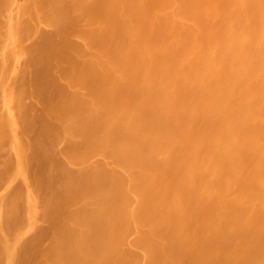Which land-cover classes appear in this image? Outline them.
Instances as JSON below:
<instances>
[{
  "label": "bare ground",
  "instance_id": "bare-ground-1",
  "mask_svg": "<svg viewBox=\"0 0 264 264\" xmlns=\"http://www.w3.org/2000/svg\"><path fill=\"white\" fill-rule=\"evenodd\" d=\"M22 34L37 39L32 56ZM54 47L65 94L47 106L50 82L32 76L50 93L35 118L51 122L24 143L17 119L31 134L32 114L6 73L43 66ZM31 146L46 164L37 196ZM1 152L14 169L0 188V264L18 249L23 264H264V0H0ZM42 219L52 235L35 251Z\"/></svg>",
  "mask_w": 264,
  "mask_h": 264
},
{
  "label": "rangeland",
  "instance_id": "rangeland-1",
  "mask_svg": "<svg viewBox=\"0 0 264 264\" xmlns=\"http://www.w3.org/2000/svg\"><path fill=\"white\" fill-rule=\"evenodd\" d=\"M29 27V26H28ZM26 28H27V26H26ZM31 28V27H30ZM28 31L30 30V29H27ZM46 34H48L49 35V33L48 32H45L44 34L42 33V35L43 36H45V37H48L49 38V36L51 35H46ZM22 35H24V36H22ZM22 35H20V36H22V37H24V38H19L22 42H24L27 38H28V40H26L23 44H24V46L25 47H27L28 48V55L30 56H32V50H34L36 47V40L37 39H34V41L31 39V38H29L30 36H29V34H22ZM31 35V34H30ZM32 36V35H31ZM53 36H54V34H53ZM56 36V35H55ZM26 37V38H25ZM36 38H37V36H36ZM48 38H46V40L48 39ZM55 37H53V40L52 41H54L55 43H57L56 42V38L54 39ZM50 40V39H49ZM48 40V41H49ZM42 41H43V38H42ZM51 41V40H50ZM19 42V41H18ZM32 42V43H31ZM34 42V43H33ZM20 43V42H19ZM33 44V45H32ZM39 44V43H38ZM35 45V46H34ZM60 46V45H59ZM33 47V48H32ZM35 47V48H34ZM51 47V46H50ZM61 47V46H60ZM52 48V47H51ZM54 48H57L58 49V47H54ZM61 49V50H60ZM51 50H53V48L51 49ZM35 51V50H34ZM57 51H59L60 53H65V50L63 49L62 50V48H59L58 50H56L55 49V51H51L52 52V55L50 56V57H52V59H49V60H47L48 61V63H47V61H45L44 62V65L42 66V65H40V64H36V63H29V69H28V71L27 72H24V73H22L21 72V69H20V65L22 64V62H19V63H17L16 64V66H15V74H13V75H10L7 71V75L9 76V77H7V79H6V82H7V84L9 85V82H10V84H11V86L9 85V87H13L14 88V83L16 84L15 85V87H20L21 89H23V92L25 93H23L22 92V95L24 94L25 96H23V98L25 99H23V101L24 102H22V104L23 103H26L23 107H28L29 106V104H32V106L30 107H28V109L26 110V108H24V110H26V111H24L23 110V112L27 115V120H30L29 122L30 123H32L33 125L32 126H35L36 128H37V125H39V123H41V124H46V125H48L49 124V121L51 122V120H50V117H48V119H49V121L48 120H46L48 123H46V121H43V120H40V118L41 119H44L45 118V116H43V118L42 117H40L39 116V121L40 122H38V118L36 119L35 118V116H36V114L37 115H39V114H43L44 113V110H45V112H46V110H48V109H46L47 108V106H49V107H55L54 106V103H58L59 101L58 100H60V97L63 95V94H65V93H63V92H65V89H63V88H61L62 87V84L55 78V75H54V73L53 72H51V71H53V69H55V63L54 64H52L53 63V61L54 62H59L60 61V59H61V56L59 55V52H57ZM53 52H56L57 53V56L55 55L56 53H54L53 54ZM30 53H32V54H30ZM63 54H61L62 56H63ZM26 57H27V55H26ZM26 59H30V57H27ZM54 59V60H53ZM50 60H52V62L50 61ZM59 60V61H58ZM29 61H27L26 63H28ZM63 62H66V61H63ZM62 62V63H63ZM34 64V65H33ZM45 64H47V65H45ZM63 64H65V63H63ZM36 65V66H35ZM54 65V66H53ZM41 66V68H39ZM48 66V67H47ZM49 66H53L54 68H52V69H50V67ZM8 68L10 67L9 65L7 66ZM38 70V71H41V72H36L35 70V68ZM43 67H45V69L43 68ZM43 68V70H41ZM46 68H48V69H46ZM32 69V70H31ZM34 69V70H33ZM48 70H50V72L48 73V72H46V71H48ZM59 70H62V68L61 69H59ZM19 71V72H18ZM10 72V71H9ZM34 72V73H33ZM31 73V74H30ZM33 73V74H32ZM36 73H41V75L40 76H42V77H40V76H38L37 75V77L38 78H40L39 80H36V81H39V83L41 84L42 83V86L45 84V85H48V83H49V89H47V90H49L50 91V93H52L51 95L52 96H54V97H50L51 99L49 100V98H48V101H47V97L44 99L45 100V103L46 104H48V102H49V104H52V105H47L46 106V104H44V102H43V98L45 97V96H48L50 93H48L46 90V93H44L43 94V92H45V91H43V89H40V88H36V87H39V86H36L35 84H36V82H32V80H33V77L32 76H34L35 77V75L34 74H36ZM20 74H23V76H21V80H19L17 77H20ZM48 74H50L51 75V78H50V76H48ZM6 75V76H7ZM5 76V77H6ZM24 76L26 77L25 78V80L23 79L24 78ZM28 76V77H27ZM17 78V80H14V82H13V79H16ZM32 78V79H31ZM42 78H45L46 80H42ZM28 79V80H27ZM35 79H37L36 77H35ZM53 79V80H52ZM56 79V80H55ZM12 80V81H11ZM19 80V81H18ZM51 80H52V82H51ZM17 81V82H16ZM28 81V82H27ZM31 81V82H30ZM35 81V80H34ZM43 81H45V82H47V83H44ZM27 82V83H26ZM59 82V83H58ZM23 83L26 85V86H24L23 85ZM33 84V85H32ZM39 85V84H38ZM41 86V87H42ZM47 86V87H48ZM44 87V86H43ZM25 89L27 90V91H25ZM33 89H40V91L42 90V92L41 93H39L38 92V90H35V91H37V93L33 90ZM44 89H46V87H44ZM53 90V91H52ZM58 90H59V92H58ZM64 90V91H63ZM60 91H63V92H60ZM28 92H30V94L28 93ZM31 92H34V93H31ZM57 92V93H56ZM33 94H35L34 96H37L38 97V99H39V102H38V104H36V106L33 104V103H31L30 102V100H32L33 99ZM39 94H43V95H41L42 97L40 98L38 95ZM46 94H48V95H46ZM54 94V95H53ZM50 95V96H51ZM28 96H29V98H28ZM55 96L57 97V98H55ZM49 97V96H48ZM35 98V97H34ZM58 99V100H55V99ZM38 99H36V100H38ZM54 102H53V101ZM42 101V102H41ZM51 101V102H50ZM30 102V103H29ZM40 103H43V104H40ZM22 107V108H23ZM36 107H40L41 108V110H38L39 108H36ZM21 108V107H20ZM21 108V109H22ZM29 108H30V111H29ZM34 108H36L37 110H38V112L36 111V109H34ZM34 111V112H33ZM32 114V115H31ZM46 113H44L43 115H45ZM29 115H31V118H30V116ZM47 115V114H46ZM30 119H29V118ZM18 118V117H17ZM18 120L19 119H17V128H16V135H18L17 137H18V139H19V141H21V139H20V136L19 135H22V141H24V143H26L27 142V139H31V138H28L30 135L33 137V135H34V133H35V131H38V128L36 129L35 127V129L33 130V129H31V131H32V133L30 134L28 131H26V129H24V127L22 126V127H20V125H22L21 124V122L19 121V123H18ZM37 121V122H36ZM35 123H37V124H35ZM35 124V125H34ZM49 126V125H48ZM38 127H40V125L38 126ZM22 128V129H21ZM20 129V130H19ZM39 130H40V128H39ZM20 132H21V134H20ZM3 133H5V131H3ZM26 133V134H25ZM38 133V132H37ZM36 133V134H37ZM6 134V133H5ZM4 134V136H5V138L7 137V134L5 135ZM33 134V135H32ZM30 136V137H31ZM58 141H60V140H55L54 141V144H57V145H55V146H59L58 144L60 143V142H58ZM33 150H35L34 148H32V146L29 148V150H28V152H29V154H28V156H30L29 158H30V160H31V162H30V168L27 170V174H28V178L30 179V181L31 180H33L32 181V183L31 182H29L28 181V183H29V186H31L30 188L32 189V188H34V189H32L33 191L35 190V189H37V190H35L34 192L35 193H37L36 194V196L37 195H39L38 193L39 192H37L38 190H39V185H42V184H44V182H45V175H43V174H45L44 172H45V170H46V164H44L45 165V169H43L44 170V172L43 173H41L42 172V166H41V164H43V163H41L40 162V157L43 155L41 152V156L39 155H37L38 154V152H34ZM38 150V149H37ZM36 150V151H37ZM35 153H36V155H35ZM3 155V156H2ZM48 155H50V154H48ZM45 156V155H44ZM43 156V157H44ZM51 156V157H50ZM50 156H47V157H49V158H47L46 159V157H44L43 159H46L47 161L48 160H51V161H53L54 159V161L55 162H57V163H55L54 162V164L56 165H59L60 164V162H58V161H56V159L57 158H55L54 156H53V151H52V154L50 155ZM54 157V159H52L53 157ZM4 157H6V154H3V152H1L0 153V188L2 189L4 186H5V183L9 180V175L11 174V172H12V170L14 169V162H13V160H14V158L11 156H9V158H8V156L6 157V158H4ZM36 157V158H35ZM38 157V158H37ZM11 158H13V159H11ZM34 158H35V160H34ZM4 159H7L6 161L4 160ZM9 159L12 161V163L9 161ZM39 159V160H38ZM3 160V161H2ZM57 160H59V159H57ZM41 161H44V160H41ZM3 162V163H2ZM8 162V163H7ZM39 163V164H38ZM44 163H46V162H44ZM2 164H4V165H2ZM34 166V167H33ZM2 167H4V169L2 168ZM13 168V169H12ZM54 169H53V171H56L57 170V168L54 166L53 167ZM3 169V170H2ZM56 169V170H55ZM34 170V171H33ZM54 174V173H53ZM6 176H8V177H6ZM38 176V177H37ZM6 179V180H5ZM8 179V180H7ZM28 179V180H29ZM3 181L5 182V183H3ZM34 181H35V183H34ZM19 182H21V181H13L11 184H9V186L7 187V189H6V194L8 195V197H7V195L5 196V199H7V200H9V201H7V200H5L4 201V204H6V203H8V204H10V201H14L15 200V202H17V203H15L16 204V211H15V214H10V213H12L13 211L12 210H9L8 211V209H6V208H8V205H4L5 206V211H4V218H6L5 220V223H6V228L7 229H9V230H15L16 228H17V225L19 224V215H20V213H19V211L21 212L22 211V205H23V203H22V201H23V199L21 200V199H19L20 197L19 196H21V194H23L24 195V193H22L23 191H25V185L21 182V183H19ZM32 185H31V184ZM37 183V184H36ZM35 184H36V186H35ZM39 184V185H38ZM33 185L35 186V187H37V188H35V187H33ZM23 188H24V190H23ZM12 190V191H11ZM41 190V189H40ZM39 190V191H40ZM21 191V192H20ZM15 192V193H14ZM41 192V191H40ZM14 193V194H13ZM18 193V194H17ZM15 195V196H14ZM22 197H24V196H22ZM21 197V198H22ZM11 199V200H10ZM19 203H20V210H19V207H18V205H19ZM12 211V212H11ZM11 217H10V216ZM46 215H48V214H45V216ZM51 215V214H50ZM44 216V217H45ZM52 216H50V219L52 220V218H51ZM44 219H48V217H45ZM44 219H42V223H43V225H40L41 227L43 226L44 227V229L46 228L45 226H47L48 224H50L51 223V225H52V223H53V221L52 222H48V220H50V219H48V220H44ZM44 220V221H43ZM13 223V224H12ZM48 223V224H47ZM50 225V226H51ZM19 226V225H18ZM40 226H38L37 227V229L38 230H40L41 229V231H38V230H36L34 233H33V235H35V236H38V237H36V239L35 238H32V239H34V242L33 241H31V239H30V242H29V247H31L32 249H34L35 251H38V250H40L41 248H45L46 247V245L48 244V238H49V240H50V238H51V236H49V235H52V233L50 232V231H47L48 233H49V235H47V232H46V230L49 228V225H48V228L47 229H43V228H39ZM53 226V225H52ZM43 229V230H42ZM50 229V228H49ZM32 235V236H33ZM31 236V235H30ZM47 236H48V238H47ZM27 239H28V237H27ZM29 241V240H28ZM39 241V242H38ZM25 242H27L26 241V239H25V241H24V243ZM33 242V243H32ZM24 243H22V244H24ZM24 246H26L25 244L22 246V247H24ZM21 247V248H22ZM20 248V249H21ZM24 248H26V247H24ZM23 248V249H24ZM40 248V249H39ZM28 248H26V250H27ZM30 249V248H29ZM28 249V250H29ZM27 250V251H28ZM34 250H32L33 252H35ZM29 251H31V250H29ZM19 253V254H18ZM21 253V254H20ZM30 253V252H29ZM32 253V252H31ZM22 254H24V251L22 252L21 250H19L18 249V251H17V255L18 256H16V260L18 261H16L15 260V262H16V264H23L21 261H22V259H20L21 258V255ZM34 254V253H33ZM20 256V257H19ZM22 258H23V256H22Z\"/></svg>",
  "mask_w": 264,
  "mask_h": 264
}]
</instances>
